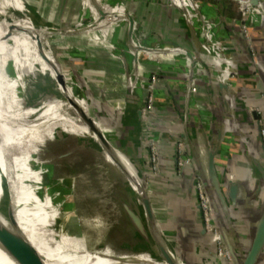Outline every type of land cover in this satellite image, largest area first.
Returning a JSON list of instances; mask_svg holds the SVG:
<instances>
[{
  "label": "crops",
  "instance_id": "0c3cea01",
  "mask_svg": "<svg viewBox=\"0 0 264 264\" xmlns=\"http://www.w3.org/2000/svg\"><path fill=\"white\" fill-rule=\"evenodd\" d=\"M101 1L65 0L66 20H94L87 28L92 31L66 37L78 47L68 56L69 89L76 96L64 85L65 95L135 171L150 177L147 147L157 140L159 173L146 183L150 218L142 206L143 227L156 221L177 264H245L264 214V149L257 128V120L264 126V0H169L168 7V0H141L133 10L126 5V14L121 0H103L113 7ZM26 2L19 0L17 17L35 30L38 17L48 18L47 7ZM104 11L125 19L106 28ZM41 56L51 62L52 74L62 76L49 52ZM153 74L159 78L153 109L144 115ZM178 140L192 160L179 174ZM196 177L209 184L219 238L235 253L231 262L215 259V237L202 231ZM251 264H264V245Z\"/></svg>",
  "mask_w": 264,
  "mask_h": 264
},
{
  "label": "rangeland",
  "instance_id": "374dc122",
  "mask_svg": "<svg viewBox=\"0 0 264 264\" xmlns=\"http://www.w3.org/2000/svg\"><path fill=\"white\" fill-rule=\"evenodd\" d=\"M36 1L37 7H47L48 18L38 17L33 30L23 27L17 17L22 16L19 0H0V123L8 137L2 148L10 166L7 173L0 169L4 202L15 221L35 230L47 248L48 256L32 246L41 264H121L118 259L129 260L124 264H165L158 249V245L167 249L165 238L156 221L143 227L147 222L136 184L145 183L146 191V183L159 170H150V177L133 171L120 153V159L111 158L65 95L67 89L76 96L69 89L73 65L68 56L77 44L71 45L66 37L92 31L87 28L94 20H66L65 0ZM121 1V14H126V5L133 10L141 0ZM100 5L115 3L102 0ZM107 14L106 28L125 19L112 15L117 18L112 20L106 11L104 18ZM145 23L142 20L140 25ZM36 33L38 42L32 39ZM85 43L93 48L88 38ZM46 51L61 81L50 72L51 62L41 56ZM58 83L65 85L63 92ZM49 116L57 120L30 127ZM122 160L130 176L120 166Z\"/></svg>",
  "mask_w": 264,
  "mask_h": 264
},
{
  "label": "bare ground",
  "instance_id": "6f19581e",
  "mask_svg": "<svg viewBox=\"0 0 264 264\" xmlns=\"http://www.w3.org/2000/svg\"><path fill=\"white\" fill-rule=\"evenodd\" d=\"M62 88L64 90V87ZM55 119L56 118H53V116H49L46 119H44L42 122L36 121L32 123L30 127L37 129L42 124L44 123L47 124L49 121L51 120L54 121ZM82 129H84V127ZM90 133L94 136L95 140L98 142L96 136L92 132ZM7 141H8V137L3 132L2 125L0 123V169L6 171V173L7 171L9 172L10 166L6 163L4 159L2 145L5 144ZM115 154L117 155V158L120 159L118 153ZM122 162L125 165L124 160H122ZM136 184L139 187V192H140L142 186L139 183ZM5 195L6 194L4 193L3 189L0 187V264H36L33 253L30 251L29 245L38 249L40 253H42L43 255L48 256L49 252L47 251V248L42 247L41 240L39 236L36 234L35 230L19 223L18 221L13 222V220H11V218L8 215V211H9L8 205H6L4 202ZM117 262L124 264L129 262V260L118 259Z\"/></svg>",
  "mask_w": 264,
  "mask_h": 264
},
{
  "label": "built area",
  "instance_id": "2783aa9c",
  "mask_svg": "<svg viewBox=\"0 0 264 264\" xmlns=\"http://www.w3.org/2000/svg\"><path fill=\"white\" fill-rule=\"evenodd\" d=\"M242 2L245 1V3L248 2V0H240ZM189 69H190V63H189ZM232 77L231 75H229ZM158 75L153 74L149 82L147 84V94L145 96L144 106L142 109V113L145 115L146 113H151L153 109V93L155 89V85L158 83ZM260 130H259V139L260 143L264 147V126L263 123L260 120H257ZM157 140H149L148 143V161L151 172H157L159 169L158 167V151H157ZM175 153H174V159H175V165H176V171L179 174L185 167L190 166L192 163V160L189 156L185 154V148L183 145V142L178 140L175 143ZM194 189L196 193V206L200 214L201 222H202V230L208 234L215 237V243L216 248L214 250V257L217 260H226V261H233V257L225 243L219 238V229L215 222V214L214 210L208 195V191L206 189V186L204 184V180L201 178L196 177Z\"/></svg>",
  "mask_w": 264,
  "mask_h": 264
},
{
  "label": "water",
  "instance_id": "95a60500",
  "mask_svg": "<svg viewBox=\"0 0 264 264\" xmlns=\"http://www.w3.org/2000/svg\"><path fill=\"white\" fill-rule=\"evenodd\" d=\"M256 1L257 0H250L251 3H255ZM57 80L61 81V76L60 75L57 76ZM69 101L73 105V107L76 109V111L82 116V120L90 127L91 132L96 136L100 146L108 153V155L111 158H113V159L117 158V155L115 153H119V152L113 146H111V144L103 136L101 131L93 124V122L77 106L76 102L73 99H71V98L69 99ZM253 113H254V115H256L255 111H253ZM257 128H258V137H259L260 126H259L258 122H257ZM261 147L264 149L262 144H261ZM126 160H127V162H129V160L127 158H126ZM210 160H212V155L210 156ZM128 164L131 167V169H133L132 165L130 163H128ZM120 166L126 171V174L128 176H130L129 170L125 167V165L122 163V161L120 162ZM133 171H134V169H133ZM211 177H213V171L212 170H211V174H210V176H208V178H211ZM144 184L142 185L141 191L138 192V195L140 197L141 205L143 206V208L145 210V216L149 219L150 218L149 217L150 216V209H149V204H148V200H147L146 191L144 189V186H145ZM204 184H205L206 189L208 191V195H209V198H210L213 210H214L212 198H211L209 187H208L209 184L206 181H204ZM8 215L11 218V220H13V222H16L15 219L13 218L12 214L10 213V210L8 211ZM223 242L225 243V245L227 246V248L231 252L233 260H234L235 259V253L231 249V246L227 242H225V241H223ZM263 245H264V214H263L261 222H260V224L258 226V229H257V232H256V234L254 236V239H253V241L251 243V247H250L248 253L246 254L245 264H251L258 257V254H259L260 250L262 249ZM29 246H30V251L33 253V256H34V259L36 261V264H41L39 262V260L37 259V256L35 255L33 247L31 245H29ZM158 249H159L161 258L165 261L166 264H177L171 258V253L168 252L169 250L167 251V249H165L164 247H161L159 245H158Z\"/></svg>",
  "mask_w": 264,
  "mask_h": 264
}]
</instances>
